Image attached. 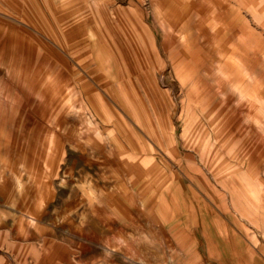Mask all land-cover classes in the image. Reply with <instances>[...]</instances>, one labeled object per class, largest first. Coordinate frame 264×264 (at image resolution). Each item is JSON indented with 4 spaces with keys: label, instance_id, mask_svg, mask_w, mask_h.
Segmentation results:
<instances>
[{
    "label": "rangeland",
    "instance_id": "obj_1",
    "mask_svg": "<svg viewBox=\"0 0 264 264\" xmlns=\"http://www.w3.org/2000/svg\"><path fill=\"white\" fill-rule=\"evenodd\" d=\"M0 264H264V0H0Z\"/></svg>",
    "mask_w": 264,
    "mask_h": 264
},
{
    "label": "crops",
    "instance_id": "obj_2",
    "mask_svg": "<svg viewBox=\"0 0 264 264\" xmlns=\"http://www.w3.org/2000/svg\"><path fill=\"white\" fill-rule=\"evenodd\" d=\"M188 168V167H187ZM183 173V176H186V177H189L190 175H189V169H187L186 171H184V172H182ZM179 185H181L180 183H179ZM182 186V185H181ZM181 186H177V188H176V190H172V191H175V193H178L179 194V192L181 191V190H183V188L181 187ZM180 187V188H179ZM231 204H233L234 205V202H231Z\"/></svg>",
    "mask_w": 264,
    "mask_h": 264
}]
</instances>
